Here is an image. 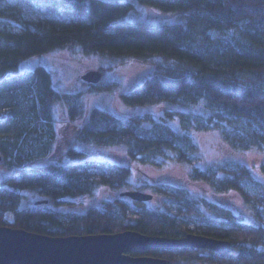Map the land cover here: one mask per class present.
I'll list each match as a JSON object with an SVG mask.
<instances>
[{
	"label": "trees",
	"instance_id": "16d2710c",
	"mask_svg": "<svg viewBox=\"0 0 264 264\" xmlns=\"http://www.w3.org/2000/svg\"><path fill=\"white\" fill-rule=\"evenodd\" d=\"M8 1L0 0V155L10 175L0 181V225L51 235L131 228L179 237L192 231L239 246L234 264H264V251L256 246L264 241V181L242 163L195 166L198 146L190 133L218 129L236 149L264 150V0H138L150 15H162L156 20L132 18L137 8L133 0H39L47 14L38 18L24 16L22 0L4 4ZM77 46L112 58L157 60L156 71L121 97L132 106L163 107L159 115L145 111L121 117L102 107L85 111L72 103L69 121L76 124L79 141L123 145L130 158L143 163H162L161 158L172 155L192 165L190 177L207 183L214 193L239 191L256 222L233 215L229 227L224 221L202 223V203L215 211L218 205L167 183L154 187L169 198L165 210L120 196L86 212L53 206L99 185L123 191L131 176L129 166L99 159L26 161L25 150L32 153V146L42 143L41 126L50 129L44 142L53 145V101L66 96L54 87L46 67L23 72L21 66L30 57ZM116 84L101 81L90 88L114 89ZM259 170L264 174V162ZM27 190L48 202L23 205ZM195 250L151 253L190 261L196 259ZM225 257L233 264L232 256Z\"/></svg>",
	"mask_w": 264,
	"mask_h": 264
},
{
	"label": "rangeland",
	"instance_id": "374dc122",
	"mask_svg": "<svg viewBox=\"0 0 264 264\" xmlns=\"http://www.w3.org/2000/svg\"><path fill=\"white\" fill-rule=\"evenodd\" d=\"M133 1L137 8L131 14L132 18L156 20L162 17L161 14L156 13L150 15L151 11L148 6L139 3L138 0ZM11 2L15 1L11 0L4 2V4ZM19 3L26 18H38L47 14L44 4L42 5L39 0H22ZM156 62L157 60L133 57L112 58L100 52H85L78 46L59 48L26 59L21 66V71H29L38 65H43L51 72L54 87L66 96L53 101L52 118L57 130L53 134V145L50 146L44 142L50 135V129L48 126H41V130L38 132L43 135L42 143L40 141L35 143L32 146V153L29 149L25 150L27 163L40 164L55 161L69 164L85 159H99L126 165L131 168L130 180L135 183L142 181L149 184L158 182L171 184L184 188L191 197L207 198L217 204L219 211L212 209L204 212L201 210L202 216L206 217V220L230 219L236 215L244 221L255 223L253 213L245 204L239 191L232 189L226 193H216L217 195L213 196V189L207 183L190 177L193 166L173 159L172 155L169 158H161L163 159L162 163H143L138 159L130 158L123 145L103 146L93 142H81L77 139L74 128L65 132L66 121L70 120L69 109L75 102L79 103L85 111H90L93 107H102L121 117H129L145 111H153L159 115L163 111V107L160 105L132 106L121 97L122 92L133 89L152 75L156 71ZM89 69L100 70L103 75L102 82L117 83L116 87L114 89L90 88V84L81 78V75ZM190 133L193 134L198 146L195 166L207 169L218 165L242 163L250 167L258 179L264 181V174L259 170V166L264 162V150L236 149L224 140L221 131L218 129L194 130ZM73 150L74 152L77 151V156L72 155L70 151ZM28 153L30 154L28 155ZM9 175L10 170L1 162L0 181L5 180ZM124 189H129V186L122 190ZM147 190L153 192V189ZM120 191L121 189L116 190L106 185H99L90 193L63 197L58 202H53L52 205L63 211L86 212L92 207L104 206L106 200L120 196ZM25 193L23 205L34 204L37 199L42 197L32 190H27ZM157 194H159L158 197L144 203V206L165 210V203L169 198L163 193L157 192ZM194 220L199 222L197 218ZM190 222V225H193L194 221Z\"/></svg>",
	"mask_w": 264,
	"mask_h": 264
},
{
	"label": "water",
	"instance_id": "95a60500",
	"mask_svg": "<svg viewBox=\"0 0 264 264\" xmlns=\"http://www.w3.org/2000/svg\"><path fill=\"white\" fill-rule=\"evenodd\" d=\"M102 76L100 70L89 69L81 78L87 83L97 84ZM120 194L138 201L153 198L151 192L141 190H123ZM47 202L48 199H39L35 203ZM173 247H205L224 254L232 251L228 239L195 232L179 237L153 235L136 229L51 235L23 227L0 225V264H173L164 257L130 253Z\"/></svg>",
	"mask_w": 264,
	"mask_h": 264
},
{
	"label": "flooded vegetation",
	"instance_id": "af4514ba",
	"mask_svg": "<svg viewBox=\"0 0 264 264\" xmlns=\"http://www.w3.org/2000/svg\"><path fill=\"white\" fill-rule=\"evenodd\" d=\"M70 128H74L76 130V124L74 122H72V121H66L65 129H64L65 132H68ZM56 131H55V133H56ZM3 160H4V158L1 157L0 158V163L3 162ZM158 184H160V183L158 182V183H151V184H149L148 182H142V181L140 183H138V182L135 183V182H133V181L130 180L129 181V185H128L129 186V189H124V190H141V191L148 192L147 189H153L152 190L153 192H151L153 194V198L152 199L145 200V201H138V200H136V199H134V198H132V197H130L128 195H122V196L120 195V197H122V198H124L126 200H129L131 202H135L138 205L144 206V203H146L148 201H152L156 197L159 196V194H157V192H156V190L154 188ZM212 195L213 196H216L217 194L212 191ZM114 199H116V198H110L109 200L112 201ZM145 207H147V206H145ZM147 208H150V207H147ZM202 208H203V211L204 212H208V211H210L212 209V208L209 209L203 203H202ZM203 220L204 221L202 223H209V220H206V217ZM232 220H233V218H232ZM214 221H224L226 223L225 224V227H229V225H230V219H220V220H214ZM231 224H232V222H231ZM128 229H131V228H128ZM188 232H192V231H188ZM195 233H197V232H195ZM200 234H204V233H200ZM205 235H209V236H212V237H215V238L227 239V238H223V237H217V236H214V235H211V234H205ZM229 241L231 242V246H232V251L229 254L220 253V252H218V251H216L214 249H211V248L191 247V248H197L198 250H195V252H196V259L195 260L192 259L190 261L189 260H186V259L176 260V259L172 258L171 256L168 257V256H163V255L152 254L151 253V250H154V249L134 250V251H130V253L133 254V255H153V256L164 257V258L169 259L171 261V263H173V264H185V263H189V262H190L189 264H191V263L192 264L193 263L195 264V262H196V264H229V263H226L227 258L225 256L227 255V256H232L230 258V260L234 264L236 262V256L235 255L238 253V251H240V247L239 246H236L231 240H229ZM256 246L259 249H262L264 251V241L263 242H260ZM173 248H177V247H173ZM178 248H180V247H178ZM184 248H187V247H184ZM159 249H161V248H159ZM170 251H173V250H170Z\"/></svg>",
	"mask_w": 264,
	"mask_h": 264
}]
</instances>
